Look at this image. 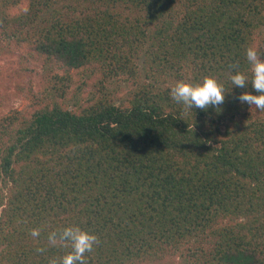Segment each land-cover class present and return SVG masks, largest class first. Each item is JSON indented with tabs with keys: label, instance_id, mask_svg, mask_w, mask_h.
Wrapping results in <instances>:
<instances>
[{
	"label": "trees",
	"instance_id": "trees-1",
	"mask_svg": "<svg viewBox=\"0 0 264 264\" xmlns=\"http://www.w3.org/2000/svg\"><path fill=\"white\" fill-rule=\"evenodd\" d=\"M0 36L57 79L0 117V264L63 257L48 235L66 227L98 237L87 264H264V111L230 81L251 79L246 48L264 58V0H0ZM139 56L150 81L129 101L96 79L81 93ZM206 76L222 105L172 100Z\"/></svg>",
	"mask_w": 264,
	"mask_h": 264
},
{
	"label": "rangeland",
	"instance_id": "rangeland-1",
	"mask_svg": "<svg viewBox=\"0 0 264 264\" xmlns=\"http://www.w3.org/2000/svg\"><path fill=\"white\" fill-rule=\"evenodd\" d=\"M143 58L139 56L132 61L131 65H133V70L136 72L135 76L127 75V77L120 76L118 79L114 77L103 79L102 76L96 74L97 76L93 77L94 80L87 82L85 92L81 93L86 95L96 79L99 82V85L98 83L95 85L96 90L106 84L105 91L97 93L98 96H102L103 93L107 92L108 95L105 98L114 104H117L121 99L129 101L140 84L150 81L145 77L147 68H145L146 64L143 63ZM54 80L57 79L53 78L50 67L42 61L28 60L27 65L24 66L18 55L14 40L0 36V117L11 113L12 109L20 110L34 97L52 96L46 90ZM66 85H68V88ZM66 85H63L67 91L66 99H63V101L65 105L72 107L74 103L72 96L76 83ZM173 134L175 133L173 132ZM141 264H183V262L173 257Z\"/></svg>",
	"mask_w": 264,
	"mask_h": 264
},
{
	"label": "clouds",
	"instance_id": "clouds-1",
	"mask_svg": "<svg viewBox=\"0 0 264 264\" xmlns=\"http://www.w3.org/2000/svg\"><path fill=\"white\" fill-rule=\"evenodd\" d=\"M245 58L250 65L251 79L244 73L237 72L230 76L231 84L234 87L246 89L251 85L253 92H243L237 97L241 103H246L250 107L264 111V58L255 47L245 49ZM235 68L236 65H229ZM226 90L221 83L213 77H204L199 83H187L178 81L170 89V96L173 101L182 104L186 110L199 109L207 110L209 107L216 108L225 101ZM32 237H39L40 230L33 229ZM50 246H70L71 251L59 259H51L49 264H87L85 254L93 250L98 244V237L89 234L79 227H66L61 231H53L48 235ZM38 253H43L45 249H36Z\"/></svg>",
	"mask_w": 264,
	"mask_h": 264
}]
</instances>
